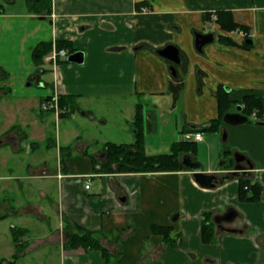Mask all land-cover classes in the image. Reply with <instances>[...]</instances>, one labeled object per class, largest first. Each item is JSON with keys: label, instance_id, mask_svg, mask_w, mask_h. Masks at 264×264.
<instances>
[{"label": "crops", "instance_id": "obj_1", "mask_svg": "<svg viewBox=\"0 0 264 264\" xmlns=\"http://www.w3.org/2000/svg\"><path fill=\"white\" fill-rule=\"evenodd\" d=\"M50 7L42 18L26 0H0V259L13 260L14 227L26 230L28 244L17 264H106L99 251L64 247L76 225L102 234L113 256L108 264H264V126L256 125L264 122V0H51ZM222 11L248 38L220 28ZM195 32L214 35L202 52ZM59 40L83 52V63H53L49 54L37 69L31 49ZM167 45L178 49L176 76L155 53ZM222 90L232 100L257 95L262 119L254 111L252 122L200 130L196 152L180 162L188 155L205 174L221 176L239 154L253 165L245 175L204 188L184 166L151 174L101 170L106 143L134 142L137 104L145 153L157 155L216 119ZM55 92L76 107L62 116L40 111ZM240 178L262 188L258 201L239 200ZM229 209L230 221L215 222ZM205 212L214 225L209 244L201 238ZM153 226L170 227L175 246L152 234Z\"/></svg>", "mask_w": 264, "mask_h": 264}, {"label": "trees", "instance_id": "obj_2", "mask_svg": "<svg viewBox=\"0 0 264 264\" xmlns=\"http://www.w3.org/2000/svg\"><path fill=\"white\" fill-rule=\"evenodd\" d=\"M51 0H26L29 7V11L37 15H48L51 12L50 7ZM206 17V16H205ZM216 23L220 28L226 32L240 30L245 33V38H248V30L244 26H241L234 22L230 12L222 11L217 12ZM219 41L222 43H230L227 37H219ZM250 41V39H246ZM53 44L55 50L59 51L67 49L68 54L75 52L72 45L68 41H45L39 42L31 49V58L34 66L37 69L42 68L44 64V58L48 56L53 50ZM248 47L247 43L243 44ZM59 105L65 109L67 106L73 110L76 107L75 100L72 101L64 96H59ZM218 102V117L205 125H200L195 128L194 131H207L211 133L219 132L221 125L223 124V115L227 112H234L236 107H241V113L249 117L256 111V118L262 119V101L261 99L250 91L242 93L240 100H232L228 93L225 91H219L217 94ZM67 112V111H66ZM66 112L64 114H66ZM63 113L60 114L62 116ZM142 109L141 105L137 104L136 112L133 122L130 124L134 131L135 140L131 144H116L106 143L104 153V163L101 165V170L108 173H158V172H176L183 170V165L180 162V156L182 154H194L196 152V145L189 141L175 142L170 147L169 153H162L157 155H147L144 150V136L142 130ZM228 152H225V155ZM232 160L228 162L226 168L232 167ZM238 198L241 202H255L259 200L262 188L248 179L240 178L238 180ZM211 213L205 212L201 216V238L205 244L212 243L214 241V225L211 222ZM5 216L0 215V220ZM76 232L70 236L65 244L67 250H73L82 248L85 251H99L106 264L113 260V256L110 252L101 245L100 237L102 234L85 229L81 226L75 225ZM152 234L160 235L166 244L175 246V240L173 232L170 227L166 226H153L151 229ZM26 230L20 228H11V236L14 245L13 260L4 263L3 259H0V264H17L16 260L18 255L22 253L26 247L27 242H23ZM120 236V232H116Z\"/></svg>", "mask_w": 264, "mask_h": 264}, {"label": "water", "instance_id": "obj_3", "mask_svg": "<svg viewBox=\"0 0 264 264\" xmlns=\"http://www.w3.org/2000/svg\"><path fill=\"white\" fill-rule=\"evenodd\" d=\"M45 18L44 14L41 16ZM195 48L197 51L202 52L204 46L210 44L214 40L213 33L203 34L200 32H195ZM249 42V41H248ZM155 53L159 56L167 59L171 62L169 70L172 75L176 76V71L174 65H178L181 63V60L178 55V49L173 45H167L166 47L155 50ZM67 62L75 63V64H82L83 63V52H75L73 54L68 55L66 58ZM222 121L224 124L237 126L241 124H245L249 122V117L241 113V107H236L234 112H227L223 115ZM258 126H264V122H256ZM223 138L226 137V131H222ZM243 156L239 154L234 155L232 168L221 176L216 174H205L201 170V165L195 162L190 156L184 155L182 156L181 164L188 169L193 174V178L197 184L204 188H213L217 186L219 183H223L230 178H236L239 176H243L248 173L249 170L253 169V165L247 161L246 164H242ZM235 214L234 210L229 209L225 214L218 216L215 218V222L220 221H230Z\"/></svg>", "mask_w": 264, "mask_h": 264}, {"label": "built area", "instance_id": "obj_4", "mask_svg": "<svg viewBox=\"0 0 264 264\" xmlns=\"http://www.w3.org/2000/svg\"><path fill=\"white\" fill-rule=\"evenodd\" d=\"M242 33V32H240ZM243 34V33H242ZM67 57V51L62 50H55L53 48L51 54L48 56L47 60L53 63H56L59 58L66 59ZM59 95L57 92H55L53 95H51L48 98H45L40 103V111L42 112H55L57 115L64 112L65 109L61 108L59 105ZM183 141H192V142H199L203 140V134L200 131H194V132H187L182 137ZM89 188V183L85 185V189Z\"/></svg>", "mask_w": 264, "mask_h": 264}, {"label": "rangeland", "instance_id": "obj_5", "mask_svg": "<svg viewBox=\"0 0 264 264\" xmlns=\"http://www.w3.org/2000/svg\"><path fill=\"white\" fill-rule=\"evenodd\" d=\"M127 111H129V110L127 109ZM153 140H154V138H153ZM199 157H200L203 161H206V160H205V159H206L205 154H203V153L200 152Z\"/></svg>", "mask_w": 264, "mask_h": 264}]
</instances>
